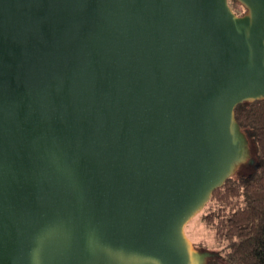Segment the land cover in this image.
Listing matches in <instances>:
<instances>
[{"label":"water","instance_id":"1","mask_svg":"<svg viewBox=\"0 0 264 264\" xmlns=\"http://www.w3.org/2000/svg\"><path fill=\"white\" fill-rule=\"evenodd\" d=\"M0 0V264H205L186 232L249 157L264 0Z\"/></svg>","mask_w":264,"mask_h":264},{"label":"trees","instance_id":"2","mask_svg":"<svg viewBox=\"0 0 264 264\" xmlns=\"http://www.w3.org/2000/svg\"><path fill=\"white\" fill-rule=\"evenodd\" d=\"M236 1L230 0L234 10ZM239 5L243 14L246 9ZM236 117L249 141V157L201 212L223 245V252L211 251L205 264H221L222 257L232 264H264V97L239 104ZM194 247L208 250L203 242Z\"/></svg>","mask_w":264,"mask_h":264},{"label":"rangeland","instance_id":"3","mask_svg":"<svg viewBox=\"0 0 264 264\" xmlns=\"http://www.w3.org/2000/svg\"><path fill=\"white\" fill-rule=\"evenodd\" d=\"M234 5L237 6L235 8V12L238 14H241L240 12H242L241 10L243 9L239 5V3L236 1ZM201 217L202 215L200 213L187 225L186 232L188 236L194 243L203 242L208 248V251H214V252L220 251V253L221 251L223 252V245H221L220 243L216 241L214 231L206 227ZM220 261H221V264H232L229 261L225 260L223 257L221 258Z\"/></svg>","mask_w":264,"mask_h":264},{"label":"clouds","instance_id":"4","mask_svg":"<svg viewBox=\"0 0 264 264\" xmlns=\"http://www.w3.org/2000/svg\"><path fill=\"white\" fill-rule=\"evenodd\" d=\"M246 12V11H245Z\"/></svg>","mask_w":264,"mask_h":264}]
</instances>
